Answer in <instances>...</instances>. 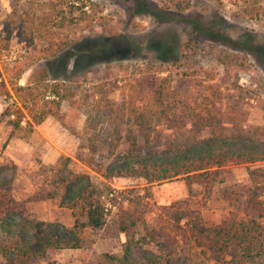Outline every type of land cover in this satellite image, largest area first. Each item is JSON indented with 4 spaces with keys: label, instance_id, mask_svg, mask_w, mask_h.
Segmentation results:
<instances>
[{
    "label": "rangeland",
    "instance_id": "374dc122",
    "mask_svg": "<svg viewBox=\"0 0 264 264\" xmlns=\"http://www.w3.org/2000/svg\"><path fill=\"white\" fill-rule=\"evenodd\" d=\"M89 1L102 9L98 15L105 17L104 27L96 26L94 34L66 31L73 43L55 57L44 58L41 49L46 43L38 36L42 30L38 21L30 33L20 23L9 38L2 35L4 21L14 6L21 18L30 20L25 11L39 4L34 0H0V113L15 99L10 82L26 84L31 73L41 67L47 69L49 79L64 82L71 92L62 102L59 116L48 117L30 132L12 131L0 124V163L12 165L9 194L14 210L64 226L73 224L71 210L60 207L58 198L48 197L50 188L44 182L60 158L67 157L75 173L88 174L100 189L105 185L115 189L140 187L148 184L144 178L106 179V168L139 151L187 143L193 135L191 122L172 129L152 124L145 130L129 123L132 109H151L152 83L161 77L167 76L174 100L180 99L183 106H209L216 100L229 104L240 99L244 123L264 127V0H191L184 12L162 10L161 0ZM46 9V5L36 9L44 21ZM223 33L229 36L227 40ZM187 42L190 48L184 50ZM12 61L24 68L16 80L10 77ZM231 64L238 66L237 90L232 89L233 73L225 70ZM257 166L264 169V161L220 168L222 183L213 189L201 210L204 224L243 217L264 221V203L256 206L245 200L247 169ZM150 185L159 204L185 198L190 188L180 178ZM191 189L195 192L198 185L191 184ZM261 198L264 201V193ZM113 211L111 208L102 228L84 230L83 247L49 249L41 258L17 264H101L104 254L118 253L125 241L112 222ZM145 222L151 228L154 216L146 214ZM177 238L181 244L182 238ZM147 249L135 247L131 257L147 256ZM190 264L224 263L193 257Z\"/></svg>",
    "mask_w": 264,
    "mask_h": 264
},
{
    "label": "trees",
    "instance_id": "16d2710c",
    "mask_svg": "<svg viewBox=\"0 0 264 264\" xmlns=\"http://www.w3.org/2000/svg\"><path fill=\"white\" fill-rule=\"evenodd\" d=\"M161 1L160 8L164 11L184 12L191 0ZM33 3L39 5L25 11L26 15H31L30 20L21 18L16 13V6L12 8L4 21L2 35L9 38L20 23L30 33L34 21H38L43 30L38 36L46 43L41 49L44 58L55 57L73 43L72 39H67L66 31L94 34L96 26L103 28L105 25V17L98 15L102 9L89 0H34ZM45 5L48 13L44 21L37 16L36 9ZM222 36L225 40L229 38L226 33ZM185 48H190L188 42ZM249 52L255 53V49ZM12 65L14 69L10 77L16 80L24 68L18 67L17 61H12ZM237 68L232 64L225 67L226 72L233 73L231 84L234 90L238 89L235 87ZM47 76V69L41 67L31 73L26 84L10 82L15 99L4 106L0 124L9 126L12 131L30 132L48 117L59 116L61 104L70 98L71 92L64 82ZM169 84L167 76L153 82L151 109H132L128 121L139 130L158 123L172 129L191 122L195 129L189 141L139 151L123 163L107 167V173H104L106 179L139 176L147 185L123 189L105 185L100 189L88 174L75 173L69 167L67 157L52 165L51 172L44 177L50 188L47 195L58 198L60 207L71 210L74 219L71 226L36 220L14 210L9 194L13 179L9 168L12 165L0 163V264L41 258L49 249L83 247L86 240L84 230L87 227L102 228L111 208H114L112 222L118 232L123 233L125 241L118 253L104 254L101 264H190L193 257L224 264H264V221L243 217L206 225L201 218V210L213 189L222 183L221 167L264 161V127L244 123L240 99L229 104L216 100L209 106L188 108L180 103V99L174 100ZM247 176L249 185L245 200L261 206L264 203L261 198L264 169L259 166L248 168ZM172 178L186 182L190 187L188 196L167 204L157 203L150 184ZM193 183L198 185L195 192L191 189ZM146 214L155 218L151 228L146 225ZM261 218L264 219V211ZM178 236L182 238L181 244H178ZM144 246L149 248L147 256L133 259V248Z\"/></svg>",
    "mask_w": 264,
    "mask_h": 264
}]
</instances>
